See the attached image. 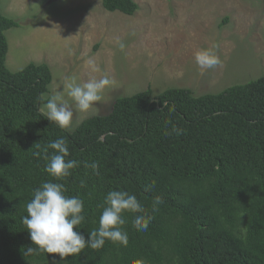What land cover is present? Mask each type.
<instances>
[{
  "label": "trees",
  "instance_id": "trees-1",
  "mask_svg": "<svg viewBox=\"0 0 264 264\" xmlns=\"http://www.w3.org/2000/svg\"><path fill=\"white\" fill-rule=\"evenodd\" d=\"M101 2L110 13L139 9L134 0ZM20 26L0 11V264H264V76L198 97L186 88L154 95L148 87L70 132L39 111L53 81L50 67L6 66V32ZM60 138L66 160L78 166L56 179L46 171L44 148ZM85 162H98V174ZM45 182L61 183L64 195L83 201L84 219L74 230L86 239L112 190L134 194L145 212L122 214L127 246L106 239L98 250L86 246L62 259L41 252L22 222ZM158 196L163 203L154 213ZM136 215L152 217L147 234L133 226ZM29 247L36 252L26 255Z\"/></svg>",
  "mask_w": 264,
  "mask_h": 264
},
{
  "label": "rangeland",
  "instance_id": "rangeland-1",
  "mask_svg": "<svg viewBox=\"0 0 264 264\" xmlns=\"http://www.w3.org/2000/svg\"><path fill=\"white\" fill-rule=\"evenodd\" d=\"M134 1L139 9L127 16L107 12L101 0H2L1 13L21 25L6 32V66L17 72L31 63L47 64L53 81L45 96L62 76L87 79L88 58L118 81L119 87L106 89L92 111L74 113L65 130L107 115L117 98L148 87L154 95L186 88L198 97L264 76V0ZM209 47L222 66L201 70L194 52Z\"/></svg>",
  "mask_w": 264,
  "mask_h": 264
},
{
  "label": "clouds",
  "instance_id": "clouds-1",
  "mask_svg": "<svg viewBox=\"0 0 264 264\" xmlns=\"http://www.w3.org/2000/svg\"><path fill=\"white\" fill-rule=\"evenodd\" d=\"M39 5H33L36 7ZM121 51L126 45L117 36L114 38ZM194 57L201 70L214 69L222 66V61L213 47L199 48L195 50ZM84 69L89 74L87 79L77 75L62 76L60 83L52 94L45 96L41 94L42 101L39 111L51 122L56 123L61 129L70 128L74 113L86 114L93 110V106L102 100L106 89L119 87L115 77L108 72L102 71L93 58L84 61ZM100 74L99 76L93 74ZM178 72L177 76H182ZM177 135L183 130L174 129ZM39 147V144H35ZM48 149H54L55 153L50 157ZM36 155L39 157L40 153ZM69 149L65 139L60 138L50 142L44 148V159L48 161L46 171L56 179H62L70 175V170L78 166L75 160H66ZM86 168H92L98 174L99 163L85 162ZM84 186V182H81ZM66 189L58 182H45L40 188L33 192V198L27 202V215L23 217V224L30 232L31 240L41 252L59 254L62 259L69 255L80 253L86 246L94 250L102 248L106 239L112 242L128 244V234L122 230L126 220L122 217L124 212L144 213L145 209L139 203L134 194L127 191L112 190L107 194V207L103 209L99 218L98 229H93L86 239L76 229L84 217L83 201L78 197L64 195ZM146 191H155V185L146 186ZM163 203V197L158 196L153 200V212L159 210ZM152 217L148 215H136L132 219L133 226L141 233L147 234ZM36 252V248L29 247L26 255ZM138 264H147L140 260Z\"/></svg>",
  "mask_w": 264,
  "mask_h": 264
}]
</instances>
